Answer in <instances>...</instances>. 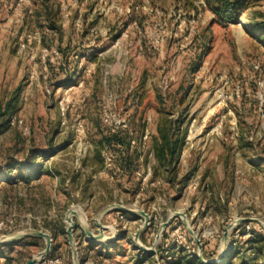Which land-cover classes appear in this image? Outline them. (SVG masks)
I'll list each match as a JSON object with an SVG mask.
<instances>
[{"label":"rangeland","instance_id":"1","mask_svg":"<svg viewBox=\"0 0 264 264\" xmlns=\"http://www.w3.org/2000/svg\"><path fill=\"white\" fill-rule=\"evenodd\" d=\"M245 3L228 20L207 0H0V179L29 173L32 153L40 167L0 181L10 264H95L91 242H116L105 264L250 255L264 237V0ZM108 133L126 146H102ZM255 251L263 263L264 241Z\"/></svg>","mask_w":264,"mask_h":264},{"label":"trees","instance_id":"2","mask_svg":"<svg viewBox=\"0 0 264 264\" xmlns=\"http://www.w3.org/2000/svg\"><path fill=\"white\" fill-rule=\"evenodd\" d=\"M208 1V5L213 9V12L219 16L220 18H227L228 20H232V18L235 16V14H238L240 11H242L243 9L246 8V3L245 0H207ZM48 3L49 0H43V6L42 9L47 11L48 8ZM253 27L255 29H262L264 30V22L262 23H252ZM165 141L162 144V152L163 155L161 158H163L165 160L166 164H169V160H172L175 156L176 151L178 150V143H176V141L172 140L170 136L167 135V137H165ZM243 139V137H242ZM100 144L102 146H108L109 148H113V150L115 151L117 147L119 146H123L125 147L126 145V140L121 137L118 134H112V133H108V134H104L102 137V140L100 142ZM167 154H169L170 159H167ZM31 162L29 163V169L31 170L29 173H26L24 169H21V171L19 172V177H1L0 181L4 184H7L9 186L15 185L20 181H23L24 183H30L33 179V175H38L40 174V167L36 166V160L34 157V154L32 153L31 155ZM124 162V160H123ZM123 165H125V162L123 163ZM24 168V167H23ZM10 172V171H9ZM9 176V175H8ZM4 178V179H3ZM263 236H259L256 238V243L254 244V246H251L248 250V252L250 253V255H244V251H242L241 255H239L237 253V251L234 252H229L228 256L223 259L220 263L218 264H264L260 262V260L258 259L257 256V252L255 251V248L257 247V245L259 244V242L264 241L263 240ZM38 239V238H37ZM22 240H18L15 241L12 244H17ZM248 242H252V241H248ZM91 245H89V247L87 248V250H94L95 247H98V251L96 252V257H97V261L95 264H105L104 260L106 259H113V254L114 253H109V252H113L111 250H114L116 247V242H111L108 243L106 245L104 244H95V243H90ZM139 253V258L137 259V261H135L134 264H142V260L146 259L149 260L150 257L148 254L144 253V252H138ZM241 256V257H239ZM0 258L6 260L5 264H10V260L9 257H7L6 254L0 253ZM240 258V259H238ZM182 259V258H180ZM264 259V256H263ZM181 260H177L175 263L173 264H205L203 262H201L200 260H196L194 262H190L188 261V257H185L184 259ZM111 264V261L110 263Z\"/></svg>","mask_w":264,"mask_h":264},{"label":"water","instance_id":"3","mask_svg":"<svg viewBox=\"0 0 264 264\" xmlns=\"http://www.w3.org/2000/svg\"><path fill=\"white\" fill-rule=\"evenodd\" d=\"M120 209L122 210H126L125 208L123 207H119ZM77 216L76 212L75 211H70L67 215V222L69 223V227L67 229V234L69 236V241L72 243L73 239H72V232L73 230L76 228V225L73 221V217ZM148 217L146 216V221L148 222ZM242 221H247L246 219H243V220H240V222ZM99 228L100 229H104L103 226H101L100 224H98ZM90 237L91 240H99L102 238V235H99L98 237H94L90 232L87 233ZM140 233H138L137 235V238L139 236ZM28 235H19V236H16L14 237L12 240L14 239H21V238H24ZM34 237H40V238H44L46 240V243H47V246H46V249H45V252L41 255V258H45L50 252H51V246H52V239L51 237L48 235V234H45V233H42V232H38V233H34L33 234ZM2 242H0L1 244ZM143 250L147 253H149V251L145 248H143ZM75 260L77 261V254L75 253ZM40 261L38 259H34V260H31V261H28L27 264H38Z\"/></svg>","mask_w":264,"mask_h":264}]
</instances>
